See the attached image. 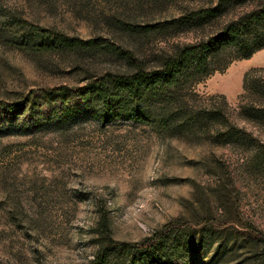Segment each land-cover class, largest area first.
<instances>
[{
    "label": "rangeland",
    "instance_id": "1",
    "mask_svg": "<svg viewBox=\"0 0 264 264\" xmlns=\"http://www.w3.org/2000/svg\"><path fill=\"white\" fill-rule=\"evenodd\" d=\"M177 3L0 0V264H89L103 241L97 233L103 213L110 237L127 243L171 222H208L211 232L176 233L179 254L169 252L171 264L250 262L248 247L239 243L249 225L264 232V148L212 144L192 130L178 133L125 119L96 104L60 110L55 102L57 114L36 113L30 120L24 113L11 117L1 107L24 102L31 93V101L42 103L54 88L72 92L105 70H122L127 63L115 52L153 64L172 44L190 38L172 28L165 32ZM19 15L68 36L101 37L130 50H18L12 44L18 28L4 20ZM112 17L146 26L145 32L107 26ZM252 70L264 74V47L191 88L203 103L222 96L232 112L243 94V77ZM237 124L264 143V131Z\"/></svg>",
    "mask_w": 264,
    "mask_h": 264
},
{
    "label": "trees",
    "instance_id": "2",
    "mask_svg": "<svg viewBox=\"0 0 264 264\" xmlns=\"http://www.w3.org/2000/svg\"><path fill=\"white\" fill-rule=\"evenodd\" d=\"M173 1L178 2L173 4L177 16L164 23L165 32L172 28L190 38L172 44L156 56L153 64H144L128 51L115 52L122 54L127 63L122 70H105L72 92L64 87L54 88L49 92L50 99L46 97L42 103L31 101V93L24 102L3 104V112L11 117L24 113L30 120L36 113L57 114L55 102L60 110L62 106L68 109L96 104L104 113H121L125 119L155 122L178 133L192 130L212 144L242 147L253 144L263 149L259 134L255 136L237 123H249L264 131V74L252 70L244 75L243 94L232 112L227 111L222 96L214 102L213 97H209L211 102L197 101L191 87L231 61L248 57L264 47V0ZM4 21L18 28L12 41L18 50L57 54L130 50L116 43L108 44L101 37L85 40L68 36L52 27L35 25L20 15ZM105 23L138 35L143 34L146 27L116 17L107 18ZM207 223L175 221L140 242L127 243L110 237L108 220L103 213L97 222V233L103 241L89 264H171L169 252L179 254L176 233L184 229H195L200 234L211 232ZM249 228L242 242H238L239 247H248L251 255L248 264H264V232L250 225ZM168 240L171 241L169 249ZM220 247L221 244H217L216 248Z\"/></svg>",
    "mask_w": 264,
    "mask_h": 264
}]
</instances>
